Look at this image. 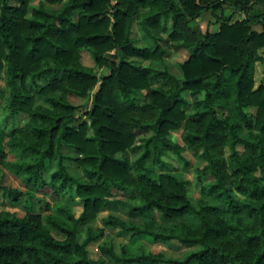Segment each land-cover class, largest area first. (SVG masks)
<instances>
[{"label":"trees","instance_id":"16d2710c","mask_svg":"<svg viewBox=\"0 0 264 264\" xmlns=\"http://www.w3.org/2000/svg\"><path fill=\"white\" fill-rule=\"evenodd\" d=\"M44 1L59 0H18L17 4L0 0L6 114L28 115L7 143L30 155L27 160H7L5 165L39 192L56 194L73 186L81 206L74 212L59 205L43 216L0 209V264H106L90 256L87 248L102 236L103 228L87 226L81 239L77 231L111 202V187L130 188L139 197L136 203L123 201L130 214L154 210L159 220L136 223L108 213L101 218L103 225L132 236L174 239L194 247L180 256L146 250L130 253L124 247L116 253L110 241L100 239L98 250L110 264H264V80L253 86L254 61L260 58L255 50L264 47V8L250 18L232 21L219 15L222 20L216 29L204 33L178 22L222 3L242 9L260 6L263 0H66L57 9L46 7ZM106 3H111V10H104ZM140 7L147 10L139 26L150 38V46L136 45L129 36L131 18ZM74 9L75 19L71 17ZM168 19L171 28L166 39L187 51L178 62L180 76L128 59L166 53L158 31ZM253 23L261 28L255 29ZM81 47L89 50L96 63L106 65L108 72L92 95L89 121L72 125L68 124L72 104L66 93L86 95L97 81L79 62ZM115 47L120 51L117 61L104 55ZM26 78L46 104L32 105ZM158 79L162 84L152 85ZM139 89L145 90L140 97L134 94ZM183 90L202 92L192 100L188 114L182 108ZM220 108L229 112L219 115ZM142 111H151V118L143 120L136 114ZM183 121L182 139L190 148H199L204 160L197 168L199 174L211 176L194 202L186 194L182 177L154 169L166 165L161 157L166 150L182 157L181 145L167 132ZM136 128H148L150 133L136 136ZM242 129L244 135L238 132ZM3 135L0 128V151ZM60 142L78 153L72 159L82 179L67 171ZM129 147L140 148L131 162L117 154ZM221 149L224 156L218 154ZM50 161L54 167L47 170ZM0 187L13 201L23 193L15 187ZM50 228L62 236H54Z\"/></svg>","mask_w":264,"mask_h":264},{"label":"rangeland","instance_id":"374dc122","mask_svg":"<svg viewBox=\"0 0 264 264\" xmlns=\"http://www.w3.org/2000/svg\"><path fill=\"white\" fill-rule=\"evenodd\" d=\"M10 4H17L18 0H5ZM34 1V0H29ZM66 0H59L57 2H46L44 1V5L48 8L57 9L59 8L63 2ZM104 10H111V3H106L103 5ZM260 8H264V0L260 6L252 5L247 8H235L227 3H222L221 6L213 7V8H205L200 11L199 14L194 16L193 18H186V20H178L179 23L184 24V26H190L198 30L200 33H204L205 31H212L216 29L218 23L221 19L219 15L226 16V20L232 21L234 19H243L250 18V14L252 12L258 11ZM147 12L145 7H140L136 14H134L131 18L129 24V36L133 38V42L136 45H144L150 46L151 40L144 33V31L139 26V22L142 19L143 15ZM71 17L75 19L76 10L72 11ZM161 20V19H159ZM223 20H225L223 18ZM264 20V18H263ZM252 19H249L248 22H252ZM252 26L255 29L261 28V26L257 23H253ZM171 28L170 20H166L165 26L163 30H159V34L162 37L160 40L161 44L167 49V52L164 53L161 57L158 58H140L137 56H129L133 63L138 65H149L154 68H166L169 72L173 73L176 76H180V69L178 62L184 59L187 56V51L185 48H178L174 44V41L167 40L166 35L167 32ZM200 36V35H199ZM165 40V41H163ZM255 52L260 55V58L254 61L253 66V86H255L258 82L264 80V47L256 48ZM79 62L84 65L88 71L95 74L97 77L96 83L88 89V93L86 95H79L74 92H67L66 98L72 104V114L73 117L68 124L75 125L81 120L85 122L89 121L88 118V110L90 108L92 102V95L94 91L98 87L99 79L103 74L108 72V67L103 64H98L93 60L92 54L88 49L81 47L78 50ZM107 58L117 61L120 57V51L117 47L110 49L108 52L104 54ZM39 82L43 83L44 80L42 78H37ZM25 84L29 91L33 95L32 105L35 104H46L41 95L34 91L32 85L29 81V78H26ZM161 81L155 80L152 82V85H161ZM144 89H139L134 94L137 96H142L144 93ZM117 94V99L123 103L122 98ZM183 98H185V103L182 105L185 113H189L191 111V102L195 97L201 96L202 92H191L189 90H183L181 92ZM6 96H7V87L4 82V72L3 69L0 70V128L3 131V148L0 151V185H5L9 187H15L23 191V193L18 197L16 201H13L8 198L2 192L0 187V209H7L11 211H16L17 214H23L25 212H36L43 216L48 212H53L55 208L59 205L67 206L71 209H74V212L80 209L81 199L75 194L73 186L63 192H59L56 194H51L49 191L39 192L35 189V187L31 184H26L21 180V175L15 174L7 169L5 165V161L9 160H27L30 158V155L25 151L21 150L19 147L12 148L7 143L8 138L16 132V130L21 127L24 122L27 120V113L18 112L14 116H9L6 114ZM248 110L253 112L254 107L249 106ZM229 112L227 109L220 108L218 109V114L222 115L224 113ZM139 114L143 120H147L151 118V111H142L136 112ZM186 122L183 121L181 125L177 129L169 130L167 132V136L173 140L174 142L181 145L180 154L182 157L177 156L173 151L166 150L162 155V159L166 161V165L160 169L154 167L156 171L159 170H167L175 175L182 177L185 180V188L186 194L191 201H195L200 195V186L209 180L211 176L209 173L199 174L197 168H200L204 164V160L200 155L199 148L193 149L187 145V142L182 139V133L185 128ZM86 132L88 134L91 133V128L88 127ZM133 132L136 136H146L150 133L148 128H136L133 129ZM239 134L244 135L245 130H239ZM59 148L62 153L66 154V157L63 158V163L69 173H71L74 177L82 179V171L72 159V156L78 155V153L70 146L59 143ZM240 148V147H238ZM139 147L126 148L123 152H118L117 154L124 155L127 157L128 161L131 162L135 156L139 153ZM219 155L224 156L225 150L221 149L218 152ZM147 163L153 166L150 159L147 160ZM47 170H50L54 167V162H48ZM132 174H136L137 171L134 169L130 170ZM111 202L104 208L100 209L96 212L95 216L85 222L84 224L79 225L77 231V238L81 239L84 234L87 226L91 228L102 227L103 233L102 236L93 242L87 245L89 255L94 258H99L103 260L106 264H110L106 261V259L100 254L97 243L100 239H104L106 241H110L112 244V248L116 253H119L124 247L126 252H136L140 250H146L151 252H161L165 256H180L184 252L192 249L194 245H183L174 239L169 240H153L149 237L145 236H132L129 231H123L118 229L117 227L103 225L101 223V218L110 213L114 214L125 221H133L136 223H140L142 219H154L156 221L159 220L158 212L151 211L148 214L144 215H134L130 214L127 211V207L123 204V201H127L130 203H136L139 201V197L134 194L129 188L126 191H120L111 187ZM183 220L187 222H192V219L189 217H183ZM52 234L56 237H61L62 235L57 233L54 229L50 228ZM158 264H167V263H158Z\"/></svg>","mask_w":264,"mask_h":264}]
</instances>
